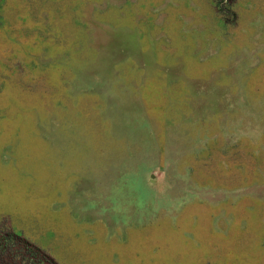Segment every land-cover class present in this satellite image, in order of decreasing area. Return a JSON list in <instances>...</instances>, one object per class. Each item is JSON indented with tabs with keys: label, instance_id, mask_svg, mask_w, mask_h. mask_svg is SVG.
<instances>
[{
	"label": "rangeland",
	"instance_id": "rangeland-1",
	"mask_svg": "<svg viewBox=\"0 0 264 264\" xmlns=\"http://www.w3.org/2000/svg\"><path fill=\"white\" fill-rule=\"evenodd\" d=\"M0 249L264 264V0H0Z\"/></svg>",
	"mask_w": 264,
	"mask_h": 264
},
{
	"label": "trees",
	"instance_id": "trees-1",
	"mask_svg": "<svg viewBox=\"0 0 264 264\" xmlns=\"http://www.w3.org/2000/svg\"><path fill=\"white\" fill-rule=\"evenodd\" d=\"M19 249H21V248H19ZM26 252H27V250L23 248L22 249L23 255H28V253H26ZM38 253L40 255H42L40 253V251ZM33 258H37V256L34 255ZM0 263L1 264H17V263H14L12 261L11 252H9L8 249H0Z\"/></svg>",
	"mask_w": 264,
	"mask_h": 264
},
{
	"label": "crops",
	"instance_id": "crops-1",
	"mask_svg": "<svg viewBox=\"0 0 264 264\" xmlns=\"http://www.w3.org/2000/svg\"><path fill=\"white\" fill-rule=\"evenodd\" d=\"M127 232L129 233V234L127 233V235L130 236V237L132 236L131 233H134V231L132 232V230L127 231ZM119 242H120V244H125V243L127 244V242H125V240L115 241V243H119ZM124 242H125V243H124ZM120 244H118V245H120ZM122 246H123V245H122ZM125 254H126V253H125ZM128 255H129V254H128Z\"/></svg>",
	"mask_w": 264,
	"mask_h": 264
}]
</instances>
